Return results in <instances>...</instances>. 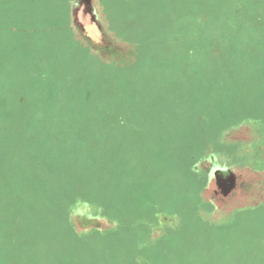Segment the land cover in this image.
<instances>
[{"label": "rangeland", "instance_id": "rangeland-1", "mask_svg": "<svg viewBox=\"0 0 264 264\" xmlns=\"http://www.w3.org/2000/svg\"><path fill=\"white\" fill-rule=\"evenodd\" d=\"M0 264H264V0H0Z\"/></svg>", "mask_w": 264, "mask_h": 264}]
</instances>
